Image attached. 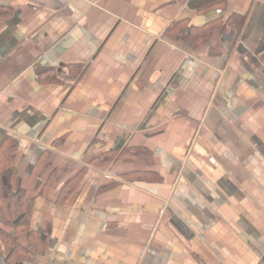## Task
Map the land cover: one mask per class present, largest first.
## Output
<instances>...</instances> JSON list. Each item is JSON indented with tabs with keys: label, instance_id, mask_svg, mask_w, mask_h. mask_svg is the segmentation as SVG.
<instances>
[{
	"label": "crops",
	"instance_id": "crops-1",
	"mask_svg": "<svg viewBox=\"0 0 264 264\" xmlns=\"http://www.w3.org/2000/svg\"><path fill=\"white\" fill-rule=\"evenodd\" d=\"M194 2L0 0V264H264V0Z\"/></svg>",
	"mask_w": 264,
	"mask_h": 264
},
{
	"label": "trees",
	"instance_id": "trees-1",
	"mask_svg": "<svg viewBox=\"0 0 264 264\" xmlns=\"http://www.w3.org/2000/svg\"><path fill=\"white\" fill-rule=\"evenodd\" d=\"M223 2H225V0H195L194 6L198 7L203 4H206V5L209 4V8H210V7H214L217 5H221ZM212 34H213V31L210 30L207 36L210 38ZM198 40H202V39L201 38L196 39V41ZM69 187H70V183L64 189V191L65 190L67 191L65 193H68V192L70 193L72 191V189L68 190ZM31 205L32 204L30 203L26 205V200L23 201L21 199H18V200L15 199L13 195H4L0 203V222L4 226L12 227V226L17 225V222L22 215H25L26 212L28 214L29 212H31ZM27 234H29V236L31 237L33 235L36 237L38 236V235H35L34 232H30L29 229H28ZM19 236H21L19 232H13L12 234L6 232L5 234L4 233L1 234V238L5 239L4 244L6 245L7 250L10 253V256H11L10 259H12V260L9 259L10 261H13L14 255L17 254L16 250L20 248L19 243H18ZM37 243L38 244L36 245V247H38L37 249L40 251L42 247L45 245V239H42L40 236H38ZM17 261H20V259H18Z\"/></svg>",
	"mask_w": 264,
	"mask_h": 264
},
{
	"label": "rangeland",
	"instance_id": "rangeland-1",
	"mask_svg": "<svg viewBox=\"0 0 264 264\" xmlns=\"http://www.w3.org/2000/svg\"><path fill=\"white\" fill-rule=\"evenodd\" d=\"M13 229H14V228H13ZM15 229H16V228H15ZM18 232H19V231H18ZM19 233H20V232H19ZM18 239H19V238H18ZM35 253L43 254L42 250H40V251H39V250H38V251L35 250Z\"/></svg>",
	"mask_w": 264,
	"mask_h": 264
}]
</instances>
